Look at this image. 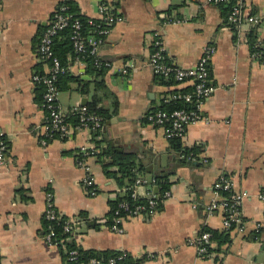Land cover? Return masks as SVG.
<instances>
[{"label":"crops","instance_id":"0c3cea01","mask_svg":"<svg viewBox=\"0 0 264 264\" xmlns=\"http://www.w3.org/2000/svg\"><path fill=\"white\" fill-rule=\"evenodd\" d=\"M232 1L261 20L225 23L221 8L207 0H76L86 16L98 18L101 3L122 16L98 52L110 62L104 80L118 102L116 112L111 95L100 102L114 118L106 131L102 128V144L130 153L143 165L141 197H161L153 214L128 217L121 222L124 231L116 232L108 224L109 201L124 194L127 182L120 186L109 177L93 154L85 161L96 193H87L82 183L86 170L78 163L80 148L95 144L92 130L75 126L71 114L83 106L82 98L84 105L92 99L95 77L75 58L67 63L68 80L62 79L58 95L69 131L40 143L46 112L32 75L46 68L37 44L58 1L0 0V133L8 142L0 164V264H68L63 247L48 243L42 233L49 190L56 211L75 220L72 238L83 249L125 251L136 264H264V238L254 228L264 223L259 197L264 189V60L251 55L248 42L253 30L264 47V0ZM157 36L168 61L179 67L193 65L204 45L215 46L210 71L216 89L202 105L206 119L190 124L179 139L182 147L198 150L195 156L184 153L190 159L170 147L161 126L145 119L166 94L191 85L158 82L149 64ZM73 76L89 82L88 93L78 90L69 79ZM155 176L167 178L169 196L160 195ZM221 176L234 191L245 193L246 227L235 225L219 250L200 255L195 239L204 227L224 229L221 211L205 209ZM86 218L97 227L87 226Z\"/></svg>","mask_w":264,"mask_h":264},{"label":"built area","instance_id":"2783aa9c","mask_svg":"<svg viewBox=\"0 0 264 264\" xmlns=\"http://www.w3.org/2000/svg\"><path fill=\"white\" fill-rule=\"evenodd\" d=\"M58 4L53 12V16L49 18L46 24V28L39 36L37 44V55L39 60L44 62L46 68L42 72H35L32 75V80L38 85L43 87L42 104L46 112L45 119V132L41 137L40 143L42 145L47 144L48 138L56 136L64 137L69 131L68 122L65 119V115L60 109L58 102L59 88L58 78L65 71V67L61 64L59 57L54 53L52 48L53 40L60 29L68 24V15L58 13V10H64L67 8L66 0H57ZM211 4L229 3L230 0H207ZM121 15L113 12L110 6L106 3H101L99 6V19L101 21L95 27L94 31L98 34L106 36L112 26L120 21ZM94 19V18H93ZM92 18L89 19L90 23H94ZM261 20L259 15L245 14L240 4H233L231 6L230 13L228 15V21L233 24H238L243 21L250 23H258ZM73 27V46L75 49V60L84 63V57L88 53L98 55L99 47L103 41V38L97 36V34H89L86 37L81 32V23L79 19H75L72 22ZM154 50L149 55V64L155 73V75H161L165 78H172L177 83H191L190 90H180L181 87H177L176 91H171L166 94L161 102H171L173 100H181L188 103V107H176L172 110H166L160 107L150 109L145 114L147 122L161 126L164 132V136L167 139L178 138L183 139L186 135L187 127L199 120L206 119L202 115V105L215 91L216 86L211 79L210 61L213 53L215 52V46L213 44H206L202 48V52L198 60L191 66L179 67L170 63L165 55L164 47L161 38L157 36L153 41ZM258 50L251 52V55L255 58L264 60V47L257 41ZM106 66H110V62L104 60ZM126 70L124 69V72ZM160 102V103H161ZM76 113L79 115L80 124L78 127L90 128L94 130H102L103 118L94 113L88 111L85 105L76 109ZM93 146H82L81 158L79 164L86 170L85 176L82 178V183L85 186L87 193L93 195L96 193V187L94 182V176L89 165L86 163L85 158L89 155L95 154L97 149ZM8 150V142L2 133H0V164L4 162L6 152ZM181 157L188 159L191 156L180 154ZM145 178L141 174H138L135 180L124 187V191H128L130 199L135 201L131 203L127 199H123L119 202L118 207L114 211L113 222L110 227L113 231L123 232L124 229L121 226V222L131 216L140 214H153L159 205L160 198L156 195H148L141 197L138 192V187L145 183ZM170 191L164 190L162 197L169 196ZM245 193L236 192L233 190L231 183L223 176L219 177L212 186V196L205 205V209L208 213L221 211L222 214V226L224 229H228L231 226L238 225L240 230H243L246 226L247 220L242 215L241 204ZM259 197L264 202V189L261 190ZM144 198V201L136 202V200ZM46 207L44 210V217L47 219L60 218L59 214L53 206V193L52 191L46 192ZM122 213V214H121ZM75 220L72 218H66L64 221V229L66 232L72 233L73 224ZM255 231L261 233L260 238H264V223L257 222L255 224ZM44 239L53 245L59 246L58 240H53L54 231L49 230L43 235ZM72 236H68L71 239ZM196 248L200 255L209 256L213 254V251H209L208 246L212 244L211 233L206 230H202L195 239ZM62 242V241H61ZM64 247V245H63ZM66 259L68 264H119V260L122 259L127 252L121 251L118 256L97 257L92 256L87 259L78 258V250L70 249L66 250ZM216 261V260H215ZM214 264H219L215 262Z\"/></svg>","mask_w":264,"mask_h":264},{"label":"trees","instance_id":"16d2710c","mask_svg":"<svg viewBox=\"0 0 264 264\" xmlns=\"http://www.w3.org/2000/svg\"><path fill=\"white\" fill-rule=\"evenodd\" d=\"M65 4L67 8L64 10H58V13H61L63 15H70L68 18V24L64 26L62 29L58 31L56 36L54 37L52 48L54 50V53L59 57L61 64L65 67V71L59 76L58 78V88H60V82L62 79L65 77L68 80L67 75H69L68 70H67V63L70 58L75 57V49L73 46V27H72V22L75 19H79L81 23V32L83 36H87L89 34H97V36L102 37L101 34H98L97 32L94 31L95 27L97 28V24L100 23L99 19H93L92 17L86 16L80 11L79 6L77 5L76 0H66ZM234 4V1L230 0L229 3H220L218 6L222 10V16H223V21L225 23L229 22L228 21V15L231 10V6ZM53 16V15H52ZM92 18L94 20V23H90L89 19ZM46 28V24L42 26L41 28V33L43 30ZM106 36L103 35V40ZM39 41V40H38ZM257 38L255 36V32L251 30L248 36V42L250 45V50H258L260 47L257 46ZM104 60L100 58L98 55L90 54L87 52V54L84 57V64H85V73L91 75L92 77H95V82H94V93L92 95V99L85 104L87 107L88 111L94 112L98 115H100L103 118V123L105 120L109 119L113 112H116V108L118 106V102L115 99V96L112 94V92L109 90L107 87L104 76L108 70L109 66H106L104 64ZM156 78L159 79L158 82L161 84H175L174 80L172 78H165L161 75H156ZM69 79L73 80L74 82L77 83V88L81 93H88L89 92V82L84 81V79L81 78V76H73L69 77ZM41 89V93H43V87L39 85ZM178 88L173 89L172 91H176ZM191 86L187 85L185 87H181L180 90H190ZM103 93H101V92ZM101 93V95L99 94ZM111 95L113 98V112H110L108 108H105L100 105V102L102 101L103 95ZM42 96V94H41ZM189 104L185 103L181 100H173L171 102H161L158 107L166 109V110H172L173 108L176 107H188ZM73 119V124L75 126L80 124L79 121V115L77 113L71 114ZM70 117V116H69ZM66 121H68V118L65 116ZM93 133V141L95 144V148L97 151L95 152V156L97 159H99L102 162L103 168L105 173L109 176L114 178L117 183L122 186L124 185L125 182L126 184L132 183L136 176L138 174H144L146 172L145 168L143 165L140 163H136L133 156L125 152L123 150H120L118 148L112 147V146H103V130H94L91 129ZM170 147L177 151H181L183 153H192L194 156L197 154L198 150L193 147V148H184L182 147L180 140L178 138H171L170 139ZM117 166V169H113L111 167ZM151 171V170H149ZM156 183L159 185V191L160 195L162 196V193L164 190L169 188V181H167L166 177L162 176H155L154 177ZM125 184V186H127ZM161 198V197H160ZM127 199L131 203L135 202L130 199L128 191H125L124 194H119L115 199H112L109 201L110 204V210H109V220L108 224H112L113 222V216H114V211L118 207V204L121 200ZM144 201V198L136 200V202ZM82 217L86 216V213L84 211H81L79 213ZM122 214V213H121ZM66 220L65 216H61L60 218H55V219H47L43 218V228H42V233L43 235L46 234L49 230L54 231V236L53 240H58V245L62 248V251L64 253V256L66 257V251L63 249H77L78 250V258L79 259H87L92 256H97V257H108V256H118L121 254V251H114V250H95V249H83L81 248L80 245L76 243V241L71 238L68 239V236H72V233L66 232L64 229V221ZM86 225L89 227H97V224L93 222L92 220H89L86 218ZM233 228L231 226L228 229H212L209 227H204L203 230L209 231L211 233V243L208 246L209 251H214V250H219L220 246L226 242L229 241L230 236V230ZM62 241V242H61ZM67 260V259H66ZM129 262V263H128ZM138 261L131 259L130 255L126 253V255L119 260V264H136Z\"/></svg>","mask_w":264,"mask_h":264},{"label":"water","instance_id":"95a60500","mask_svg":"<svg viewBox=\"0 0 264 264\" xmlns=\"http://www.w3.org/2000/svg\"><path fill=\"white\" fill-rule=\"evenodd\" d=\"M85 100V97L84 98H82V100H81V105H84V102H82V101H84ZM114 118H111V119H108V120H106L105 122H104V124H103V130H105L106 131V128H107V126H109L114 120H113Z\"/></svg>","mask_w":264,"mask_h":264}]
</instances>
